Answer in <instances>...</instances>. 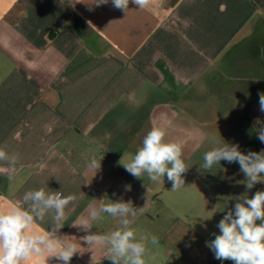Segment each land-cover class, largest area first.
Returning <instances> with one entry per match:
<instances>
[{
	"label": "crops",
	"instance_id": "0c3cea01",
	"mask_svg": "<svg viewBox=\"0 0 264 264\" xmlns=\"http://www.w3.org/2000/svg\"><path fill=\"white\" fill-rule=\"evenodd\" d=\"M94 2L0 0V147L18 156L14 170L0 162V203L21 204L41 187L75 195L58 233L80 242L70 264H112L83 240L118 227L107 215L91 221L92 206L131 202L136 220L156 194L122 165L152 127L196 143L183 148L186 175L214 136L246 135L258 148L252 111L264 92V0H151L142 10L130 0L127 13ZM240 46L239 70L221 76L232 114L208 130L215 124L197 111L208 110L209 70ZM50 226V217L40 225Z\"/></svg>",
	"mask_w": 264,
	"mask_h": 264
},
{
	"label": "clouds",
	"instance_id": "9594fccd",
	"mask_svg": "<svg viewBox=\"0 0 264 264\" xmlns=\"http://www.w3.org/2000/svg\"><path fill=\"white\" fill-rule=\"evenodd\" d=\"M138 9H145L151 0H131ZM109 0H95L96 6ZM112 6L125 13L130 0H111ZM260 111L264 112V92L259 94ZM166 129L152 127L144 136L142 145L127 163L125 170L133 177L155 184H164L165 176L172 183V191L185 186L184 174L190 167L183 158V143L166 141ZM258 139L264 143V128L258 130ZM204 170H212L220 162H238L244 174L242 182L247 189L257 183H264V150L244 154L239 145L219 141L204 152ZM0 162L14 170L17 155L9 154L0 147ZM87 166L95 172L100 161L91 159ZM73 194L62 191H46L45 188L26 191L22 203L5 205L0 203V264H50L54 258L57 264H70L72 257L81 250L80 242L64 239L59 230L66 220V208L75 201ZM118 222V227L104 233H91L83 237L89 248L103 247L105 258L112 264H147L148 245H158L156 236L138 235L133 227L137 210L131 202L100 203L91 207L89 219L102 222L105 216ZM213 215V214H212ZM207 218H211V216ZM50 217L48 229L40 227ZM204 218V217H203ZM219 234L206 242L218 260H231L234 264H264V191H256L252 198L243 195L237 198L234 210H229L219 221Z\"/></svg>",
	"mask_w": 264,
	"mask_h": 264
},
{
	"label": "rangeland",
	"instance_id": "374dc122",
	"mask_svg": "<svg viewBox=\"0 0 264 264\" xmlns=\"http://www.w3.org/2000/svg\"><path fill=\"white\" fill-rule=\"evenodd\" d=\"M256 18L258 20L256 24L264 27V20ZM242 49L244 47L240 46L227 52L220 60L214 62L209 70L213 76V85L203 103L208 110L197 111L199 118L215 124L204 127L208 130L218 128L217 124L232 114L225 108L224 101L227 96L225 91L228 88L225 87L226 79L221 81V76L222 73L225 76L226 72L229 73L226 75H233L239 70L238 57ZM232 83L234 84V81ZM245 138L246 135H242L238 139L223 141L239 145V150L244 154L249 151L260 152L257 147L250 148L249 146L252 147L254 143L247 142ZM221 140L214 136L205 142L202 148H195L197 151H194L191 160L190 173L184 175L185 186L179 190H171L172 183L166 176V185L157 186L149 181L156 194L151 197L150 203L143 207L142 214L133 224L138 235L149 237L154 235L158 238V245H148L147 264H234L231 260L216 259L214 252L206 246V242L214 240L215 235L219 234L217 225L229 210H234L237 198L243 195L252 198L254 192L250 193L242 183L246 178L240 171L238 162L228 163L222 160L212 170L201 168L204 152ZM195 144L184 143V149H189ZM118 160L121 162V159ZM233 169H236L235 174ZM210 215L211 218H207Z\"/></svg>",
	"mask_w": 264,
	"mask_h": 264
},
{
	"label": "flooded vegetation",
	"instance_id": "af4514ba",
	"mask_svg": "<svg viewBox=\"0 0 264 264\" xmlns=\"http://www.w3.org/2000/svg\"><path fill=\"white\" fill-rule=\"evenodd\" d=\"M252 112H255V124L254 127L256 129L257 135H258V130L261 128H264V112L260 111V106H257ZM257 145L259 148V151L264 150V143H262L259 139L257 141ZM250 193H252V191L255 192L256 191H264V183H257L252 189H247Z\"/></svg>",
	"mask_w": 264,
	"mask_h": 264
}]
</instances>
